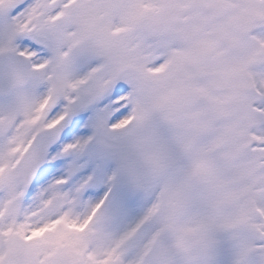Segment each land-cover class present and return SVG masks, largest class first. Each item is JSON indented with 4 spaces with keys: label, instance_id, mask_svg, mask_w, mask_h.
Returning a JSON list of instances; mask_svg holds the SVG:
<instances>
[{
    "label": "snow or ice",
    "instance_id": "1",
    "mask_svg": "<svg viewBox=\"0 0 264 264\" xmlns=\"http://www.w3.org/2000/svg\"><path fill=\"white\" fill-rule=\"evenodd\" d=\"M0 264H264V0H0Z\"/></svg>",
    "mask_w": 264,
    "mask_h": 264
}]
</instances>
